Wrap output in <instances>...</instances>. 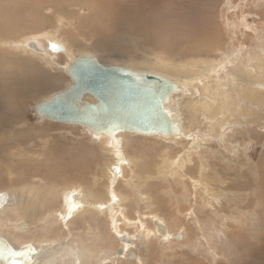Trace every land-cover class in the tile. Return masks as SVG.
I'll return each mask as SVG.
<instances>
[{
	"label": "rangeland",
	"instance_id": "374dc122",
	"mask_svg": "<svg viewBox=\"0 0 264 264\" xmlns=\"http://www.w3.org/2000/svg\"><path fill=\"white\" fill-rule=\"evenodd\" d=\"M30 39L68 50L48 47L59 55L53 60L25 46ZM82 53L197 77L216 120H199L198 144L192 137L125 132L129 160L114 177L108 171L114 160L94 135L41 120L34 110L70 81L64 66ZM188 62L196 69L187 72ZM256 79L264 82V0H0V191L41 200L26 211L0 209V232L16 246L70 240L82 251L80 260L61 264H264V101L243 96L237 85L254 87ZM213 81L229 89V99ZM255 87L261 88L255 96L264 97V85ZM74 187L103 202L114 189L118 205L82 210L68 227L54 216L18 236L13 219L37 224L62 211L64 191ZM112 212L120 231L136 236L134 259L116 254L124 242ZM155 218L182 238L160 237Z\"/></svg>",
	"mask_w": 264,
	"mask_h": 264
},
{
	"label": "water",
	"instance_id": "95a60500",
	"mask_svg": "<svg viewBox=\"0 0 264 264\" xmlns=\"http://www.w3.org/2000/svg\"><path fill=\"white\" fill-rule=\"evenodd\" d=\"M27 45L38 52L46 51L35 40H30ZM49 46L53 50L65 51V47L56 42ZM64 71L70 81L35 104L39 119L81 126L92 135L106 133L117 144L116 151H119L120 132L186 137L177 116L167 108L174 93L184 91L185 84L181 80L153 71L105 63L92 53L72 55ZM87 95L94 101L85 99ZM7 198L8 192L0 191V206ZM154 224L160 235L169 234L168 226L162 220L155 218ZM172 236L182 238L179 232L172 233ZM118 238L132 243L126 233L118 234ZM122 253L123 248L116 251V254ZM38 255L39 250L34 244L29 242L17 248L0 234V264H13L26 258L33 261ZM127 256L132 259L136 254L129 250Z\"/></svg>",
	"mask_w": 264,
	"mask_h": 264
},
{
	"label": "bare ground",
	"instance_id": "6f19581e",
	"mask_svg": "<svg viewBox=\"0 0 264 264\" xmlns=\"http://www.w3.org/2000/svg\"><path fill=\"white\" fill-rule=\"evenodd\" d=\"M248 20V19H247ZM186 29V28H185ZM203 30V29H202ZM208 31V29H206ZM191 32V31H190ZM207 35V34H206ZM195 36V35H194ZM209 36V35H208ZM195 39V37H193ZM207 38V36H206ZM211 38V37H210ZM187 39H190V38H187ZM208 39V38H207ZM30 40H35L36 42H38L43 48L46 49L45 52H40V53H43V54H46L48 55L49 57H51V59L55 60L57 58V55H55V53L53 55H50L49 54V50H48V47L50 46H45L44 44H42V42L36 40V39H30ZM29 40V41H30ZM205 40V39H204ZM209 40V39H208ZM213 40V39H212ZM215 40V39H214ZM26 42V45L25 46H28V42ZM191 41V40H190ZM197 41H198V38H197ZM202 41V40H201ZM211 40H209V43H210ZM199 42V41H198ZM24 44V43H23ZM59 44V43H58ZM62 45V44H61ZM64 46V45H63ZM65 47V46H64ZM67 47V46H66ZM65 47V52L68 50L66 49ZM68 48V47H67ZM34 50V49H33ZM36 51V50H35ZM38 52V51H36ZM64 52V51H63ZM59 56V55H58ZM72 56V54L70 55V57ZM233 61V60H232ZM103 62V61H102ZM196 62V61H195ZM195 62H188L187 64H184L183 67H186V71L189 72V71H192L195 68L196 66V63ZM236 62V61H235ZM105 63H108V62H105ZM205 65V64H204ZM246 65V64H245ZM247 66V65H246ZM251 66V65H248V67ZM128 67V66H127ZM199 67V66H197ZM130 68H133L135 69L134 67H130ZM209 68V67H208ZM245 68V67H244ZM261 68V67H260ZM206 69V68H205ZM240 71V70H239ZM255 71L254 69H252L251 67L248 69L247 73L249 72L250 75L251 72ZM156 72H157V69H156ZM159 72V71H158ZM157 72V73H158ZM165 71L163 72H159V74H162V75H165L167 77H170L174 80H181V82H183L185 84V88H184V91L182 92H177V93H174V95L172 96V100L169 104H167V108H168V111L171 113V114H174L177 116L179 122H180V125L182 127V132L184 135H186V137H192L195 142H199V138L197 136L198 134V125H199V120L201 122H210L211 119L213 120H216L215 118H212V116H214L215 112L214 111L215 109L208 103L204 100V96L201 95L200 93V89H198V86L197 84H195L196 82V78L197 77H186V74L185 75H180L181 72L178 74V73H164ZM196 72V71H195ZM198 72V71H197ZM241 72V71H240ZM256 72V71H255ZM254 72V74H255ZM203 73V72H202ZM246 73V74H247ZM178 74V75H176ZM189 73H187L188 75ZM253 74V77H255ZM51 75V74H50ZM196 75V74H195ZM193 76V75H192ZM247 76V75H246ZM214 77V76H213ZM256 77L259 78V75H257ZM252 78V77H251ZM253 79V78H252ZM200 80V78H199ZM247 80V79H246ZM257 80V79H256ZM248 81V80H247ZM250 81H253V80H250ZM27 82V81H26ZM249 82V81H248ZM213 85H215L217 87V90H219V93H225L226 95V99L230 98L231 96V92L229 93V89L225 90L226 88H224L222 85H220L219 83L213 81L212 82ZM250 83V82H249ZM204 84V83H203ZM234 84V83H233ZM247 84V82H246ZM261 84L264 85V82H260L257 80V83L256 85L257 86H260ZM205 85V84H204ZM210 85V84H209ZM212 85V86H213ZM238 85V88H240V91H242V95H249L251 97H253L255 100L260 101V102H263L264 101V97H256V92L257 91H260L261 88L259 87H251V83L250 85H244L243 83H237ZM202 86V84H201ZM240 86V87H239ZM206 88H207V85H206ZM211 88V87H210ZM236 89V88H235ZM215 90V89H213ZM237 90V89H236ZM204 91H205V88H204ZM203 91V92H204ZM225 91V92H224ZM227 91V92H226ZM17 92V91H16ZM15 92V93H16ZM206 92H204L205 94ZM213 93V92H212ZM218 92L216 94H219ZM18 95H21L20 93ZM199 95V96H198ZM208 95V94H207ZM215 95V94H214ZM19 97V96H18ZM204 97V98H203ZM213 97V96H211ZM2 98V97H1ZM0 98V99H1ZM6 98V97H5ZM197 98V99H195ZM222 98V97H221ZM85 99H88V100H92L94 101V99L92 98V96L90 95H87L85 97ZM195 99V100H194ZM200 99H203L202 102V105L199 106L198 104V101ZM212 99V98H210ZM215 99V98H214ZM219 101H221L222 99H218ZM203 103L205 106H203ZM199 109H203V111L206 112V114H199L197 113V110ZM222 109V108H221ZM201 111V110H200ZM225 111V110H224ZM233 111V110H232ZM228 112V111H227ZM221 113V112H220ZM227 114V113H226ZM217 116V115H216ZM225 119V118H224ZM218 120V119H217ZM220 120V119H219ZM226 120V119H225ZM213 122V121H212ZM211 122V123H212ZM218 122V121H217ZM223 122V121H222ZM219 123V122H218ZM221 123V122H220ZM219 123V124H220ZM200 127V126H199ZM221 131V130H220ZM128 133H131V132H128ZM123 134H125V132H120L118 134V138H119V151H116L115 149L117 148V144H114L111 140V137L106 134V133H102L100 135H94V140L97 142H100L102 143L104 146H105V150L112 156V159L114 160L111 164H109V167H108V171L111 173V175L114 174V177H118L119 173H121L122 169L124 168L125 164L127 163V157L126 156L127 154H125L124 152V147H123V143H124V140H125V137L123 136ZM131 134H136V133H131ZM142 135V134H140ZM203 135V134H202ZM148 136V135H147ZM152 136H155V135H152ZM157 136V135H156ZM227 136V135H226ZM165 139H181V138H175V137H163ZM225 138V136H224ZM223 138V139H224ZM202 142V140H200ZM195 143V144H196ZM198 144V143H197ZM125 146V145H124ZM129 158V157H128ZM131 159V158H130ZM131 161V160H130ZM110 162V161H109ZM126 162V163H125ZM132 162V161H131ZM173 164V162H172ZM130 165V163H129ZM113 170L115 171V173L113 172ZM125 170V169H124ZM108 172V173H109ZM77 188V187H76ZM110 191V190H109ZM8 192V198L6 200V203L2 206H0V209L2 208H5V207H14L15 210H24L26 211L27 208L29 206H36L38 205V203H41V200L38 201V199H35L34 196L33 198H28L26 196V198L24 197V195L21 193V195L19 194L17 198H15L14 194L10 191H7ZM52 193V190L45 195L48 197L49 195H51ZM45 195H41V197L39 196V194H37V196H35L36 198H44L45 199ZM80 195V197H78ZM111 198L105 202L103 201H98L96 199H93L91 198L88 193L86 191H84V188L83 189H75V187L73 189H67L66 191H64V209L62 211H53V212H49L46 214V216H42V218L39 219V222L37 224H35L33 221H29L28 219L26 218H18V219H13V221H11V224L13 225L14 227V230L16 233H18V236H25V235H29L30 233H32L34 231V229H37L38 227H43L46 225L47 221H52L53 217H58L61 219V221H63L65 224H67V227L69 226L68 224V220H70V218H72V216H75L77 215L78 213H80V211L82 210H85L89 207H92L93 209L94 208H97L98 210H105V208H108V210H113L114 211V206L115 205H118L117 203V199H118V195L117 193L114 191V189H111ZM42 199V200H44ZM110 208V209H109ZM90 209V208H89ZM112 215H113V212H112ZM116 213L112 216L114 222H116V224L114 225L113 229L115 230L116 234H117V237H118V234H123V233H126L128 235V237H130L132 239V243H126L124 242V246L122 247L124 249V253H122V255L127 256V252L129 250H132V247L130 248V246H133V244L135 243L133 240L136 236L134 235H131V234H128L127 232H124V231H120L119 229V225L118 223L120 221H118L115 217ZM160 219V218H158ZM162 220V219H160ZM154 221V220H153ZM163 221V220H162ZM164 222V221H163ZM53 223V222H52ZM120 224V223H119ZM7 225V223H6ZM10 225V224H9ZM50 225V224H49ZM155 225V224H154ZM113 226V225H112ZM151 229V228H150ZM148 230V229H147ZM155 230V233L159 234L158 230H157V227L155 226L154 228ZM153 230V231H154ZM89 234H94L93 233V229L92 228H89ZM152 231V232H153ZM148 232V231H147ZM1 235L5 236L3 233L0 232ZM160 235V234H159ZM150 236V235H149ZM6 237V236H5ZM160 237H162V235H160ZM163 237H172V238H175L172 236V233L169 231V234L167 236H163ZM162 237V238H163ZM7 238V237H6ZM8 239V238H7ZM9 240V239H8ZM41 240V239H40ZM137 240V239H136ZM10 241V240H9ZM11 242V241H10ZM32 243L34 244V246L39 250V255L37 256V258L35 260H31L30 258H26L24 260H21V261H15L13 264H61L63 262H68V261H71V263L73 262H78L80 260V255L79 253H82V251L80 250V248H78V246H74V243H72L70 240H57V241H54V240H49V239H46V240H43L42 242L40 241V243H36V242H33V241H27L26 243ZM122 242V241H121ZM15 247H20V246H16L13 242H11ZM24 243V244H26ZM22 244V245H24ZM21 245V246H22ZM120 247V248H121ZM79 249V250H78ZM136 254V253H135ZM121 255V254H119ZM65 256H68V257H65ZM105 257V256H104ZM67 258V259H65ZM82 258V256H81ZM129 258V257H128ZM136 258V256L134 257ZM132 258V259H134ZM106 259V258H105ZM130 259V258H129ZM67 260V261H66ZM86 260V259H85ZM63 261V262H62ZM84 261V259H83ZM76 264V263H75Z\"/></svg>",
	"mask_w": 264,
	"mask_h": 264
}]
</instances>
